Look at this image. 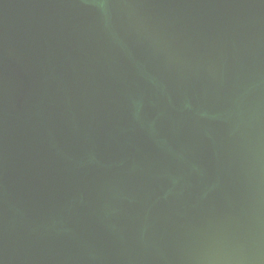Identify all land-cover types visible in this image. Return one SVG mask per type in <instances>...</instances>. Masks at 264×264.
Instances as JSON below:
<instances>
[{"label": "water", "instance_id": "water-1", "mask_svg": "<svg viewBox=\"0 0 264 264\" xmlns=\"http://www.w3.org/2000/svg\"><path fill=\"white\" fill-rule=\"evenodd\" d=\"M264 193V0H0V264H187Z\"/></svg>", "mask_w": 264, "mask_h": 264}, {"label": "clouds", "instance_id": "clouds-1", "mask_svg": "<svg viewBox=\"0 0 264 264\" xmlns=\"http://www.w3.org/2000/svg\"><path fill=\"white\" fill-rule=\"evenodd\" d=\"M187 264H264V193L241 217L193 240Z\"/></svg>", "mask_w": 264, "mask_h": 264}]
</instances>
